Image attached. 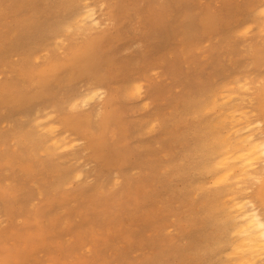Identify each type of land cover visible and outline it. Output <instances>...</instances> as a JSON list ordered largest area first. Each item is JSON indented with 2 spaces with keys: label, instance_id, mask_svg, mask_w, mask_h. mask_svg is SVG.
I'll return each instance as SVG.
<instances>
[{
  "label": "rangeland",
  "instance_id": "rangeland-1",
  "mask_svg": "<svg viewBox=\"0 0 264 264\" xmlns=\"http://www.w3.org/2000/svg\"><path fill=\"white\" fill-rule=\"evenodd\" d=\"M81 1L0 0V264L224 263L221 248L200 244L217 230L201 207L215 187L184 167L206 123L252 109L264 84L255 62L264 9L253 11L255 0H86L97 18L88 25L73 17ZM206 17L216 21L207 30ZM94 86L100 110L95 101L72 107ZM226 91L245 101L188 109ZM110 109L111 123L130 132L120 171L93 162L66 122L101 133Z\"/></svg>",
  "mask_w": 264,
  "mask_h": 264
},
{
  "label": "bare ground",
  "instance_id": "bare-ground-1",
  "mask_svg": "<svg viewBox=\"0 0 264 264\" xmlns=\"http://www.w3.org/2000/svg\"><path fill=\"white\" fill-rule=\"evenodd\" d=\"M67 1L68 7L71 8L72 0ZM85 1L83 0L77 10L75 9L73 17L79 23L96 24L97 18L94 17L93 7ZM106 1L100 0V3ZM253 6V11L264 9V0H255ZM200 23L207 30L216 21L213 17H206L200 20ZM35 26L34 33L41 38L42 31L39 29L41 25L36 23ZM237 27L234 25L229 30ZM255 62L264 64V50H257ZM63 68L66 69L65 66ZM56 70L57 67H53L51 74ZM94 73L93 80L100 82L104 79L99 73ZM40 85L41 82H38V88ZM242 88L248 90L249 84H242ZM253 95L256 99L248 100L254 103L251 105L252 109L246 111L227 108L224 110L226 116L224 120L220 118L214 122L209 121L203 129L195 133L197 142L192 151V163L184 167L193 175L207 177L208 184L215 187L212 190L214 193L205 199L201 207L206 216L215 218L217 230L212 231L211 236L203 237L200 244L208 252L221 248L225 252L224 263L221 264L264 262V215L261 208H264V84L255 89ZM102 97L103 93L94 86L80 96L81 100L76 98L71 105L76 107L80 103L84 105L88 101H95L96 107L100 110ZM209 98V104L205 105L204 101L201 103L197 99L188 109H192L194 113L200 110L212 111L215 110L218 100L225 104L245 101L242 97L233 99L230 91L220 95L213 93ZM106 102L109 103V99ZM106 113L101 121L103 127L101 133L94 132L89 126V121H82L80 124L78 119H71L66 122L83 134L86 151L93 162L106 171L112 169L120 171L130 156V132L118 122L111 123L114 109ZM60 136L52 138V145L56 148L65 144V139ZM79 174L80 171H77L76 176L79 177ZM235 179L237 181H234ZM246 179L251 180V183L244 189L239 187V182ZM231 180L234 181L233 189L229 184ZM252 184L256 185L254 189ZM245 189H251V195H241ZM224 197L228 198L226 208H222L219 203Z\"/></svg>",
  "mask_w": 264,
  "mask_h": 264
}]
</instances>
